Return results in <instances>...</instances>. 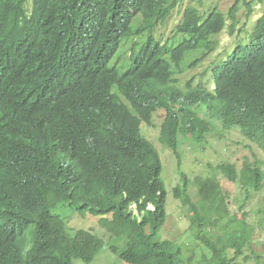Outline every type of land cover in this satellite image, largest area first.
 <instances>
[{
  "label": "trees",
  "instance_id": "obj_1",
  "mask_svg": "<svg viewBox=\"0 0 264 264\" xmlns=\"http://www.w3.org/2000/svg\"><path fill=\"white\" fill-rule=\"evenodd\" d=\"M255 1L235 0L226 15L213 6L201 16L187 6L176 46L149 37L131 48L130 65L120 70L112 59L122 40L151 34L183 0H0V264H89L103 241L90 230L69 232L54 213L65 205L97 216L121 242L110 250L126 264H244L251 255L262 264L252 234L264 224V11L247 50L239 55L237 48L212 68V90L192 80L179 88L171 69L188 51H206L193 65L213 52L211 37L227 21L232 34L239 4L249 15ZM157 110L165 111L158 140L178 166L179 136L200 142L221 135L211 132L213 119L261 152L239 167L225 159L192 180L179 172L172 194L207 251L199 261L159 235L166 221L162 165L139 128L151 126ZM215 173L237 186L238 212L231 213ZM257 193L247 221L243 207ZM216 225L224 232L212 238Z\"/></svg>",
  "mask_w": 264,
  "mask_h": 264
},
{
  "label": "rangeland",
  "instance_id": "obj_2",
  "mask_svg": "<svg viewBox=\"0 0 264 264\" xmlns=\"http://www.w3.org/2000/svg\"><path fill=\"white\" fill-rule=\"evenodd\" d=\"M183 0L171 13L170 18L162 25H158L152 37L154 40H159L163 43H167L168 46L175 45L181 36L174 35V26L181 20L182 14L187 6H193L198 8L200 14L205 16L208 11L215 6V8L226 15L227 10L233 5L235 0ZM250 1V0H247ZM264 11V0L255 1L252 5L251 13L248 15L246 7L243 2L239 4L237 12V24L236 29L231 34L228 28L230 21L226 22L225 28L212 39L217 42L216 49L213 53L209 54L203 59L202 62L197 63L194 68L189 66L190 62L195 57L201 55L204 52L203 48L195 51L187 52L180 66V72L176 71L177 86L183 88L184 84L193 79L194 84H201V86L211 89V67L220 63L226 57L233 53L238 48L239 55H242L246 50V46L250 42V37L255 27L256 20L260 14ZM147 39V35L140 37H132L122 42L118 48L114 60L119 61L118 65L126 69L129 65L128 55L129 47L133 43L141 45ZM204 114V109H199L198 113ZM197 113V110H196ZM165 117L163 110H157L152 116V125L146 126L141 123L140 131L142 136L147 139L157 150L162 170L161 178L164 182L166 198H165V212L166 221L159 231V235L164 240L172 241L178 244L182 249L183 257H191L192 261H199L204 255H207L205 248L198 242L194 241L191 236L189 228V220L187 210L184 209L180 202L174 199L172 191L173 188L179 184L180 175L179 172L184 173L188 179L192 180V177L197 175H206L209 171V167L224 162L225 159L229 163L234 164L236 167L241 165L244 157L247 158H261L260 150L255 144L246 141L238 130H232L227 132L221 130L220 122L217 119L211 120L213 125L211 126V132H221V135L210 134L203 141H197L189 139V137L179 136L178 139V153L180 155V163L172 152L167 149L158 140L160 124ZM208 119L207 121H209ZM225 147V148H224ZM211 178H215L221 188L229 195V204H231V213L238 212V205L236 203L238 195V188L235 184L228 182L221 175L213 174ZM188 193L191 197V201L197 200L196 189L192 187L191 181L188 182ZM262 193L253 194L249 201H247L243 207L242 212L248 213L247 221L252 220V211L256 209L260 202ZM240 212V211H239ZM54 213L58 214L65 222V227L69 232H74L78 229L90 230L92 233L102 238L103 248L100 249L94 256L93 260L89 264H126L119 259L118 255L113 253L109 248L111 246H117L121 248V242L118 239L110 237L105 233L98 225V217L89 214L79 215L73 207L58 206ZM263 226H254L252 234L253 250L255 255L259 257V260L264 264V236H261V232H264ZM261 228V229H260ZM224 229L220 225H216L210 229L209 236L215 237L216 234L221 235ZM231 252V250L229 251ZM245 255H249L247 252ZM254 256H249V259L244 264H256ZM239 262H243V258L239 259ZM72 264H85L79 259H74Z\"/></svg>",
  "mask_w": 264,
  "mask_h": 264
},
{
  "label": "clouds",
  "instance_id": "obj_3",
  "mask_svg": "<svg viewBox=\"0 0 264 264\" xmlns=\"http://www.w3.org/2000/svg\"><path fill=\"white\" fill-rule=\"evenodd\" d=\"M200 2H201V1L199 0L198 3H200ZM195 8H196V7H195ZM197 9H198V8H197ZM173 11H174V10H173ZM173 11H172V12H173ZM172 12H171V13H172ZM199 14H200V12H199ZM182 15H183V14H182ZM200 15L203 16L202 14H200ZM170 16H171V14H170ZM170 16H169V18H170ZM205 16H206V15H205ZM169 18H168V19H169ZM168 19H167V20H168ZM181 19H182V18H181ZM167 20H166V21H167ZM166 21H165V22H166ZM180 21H181V20H180ZM180 21L174 26V35H176V36H181V35L177 34V33H176V30H175L176 26L180 23ZM165 22H163V23H159V24L162 25V24H164ZM159 24H157V26H158ZM157 26H156V27H157ZM156 27H155V28H156ZM155 28H154V30H155ZM154 30L152 31L151 34L143 33V34H140V35H134V36L129 37V38H132V37H140V36L145 35V34L147 35V39H146L141 45H139V44H137V43H133V44L129 47V55H128V60H127L128 63H129V65H130V54H131V53H130V50H131V48L139 49V48H141L142 45H143V44L149 39V37H151V38L153 39L152 34H153ZM215 36H216V35H215ZM181 37H182V36H181ZM213 37H214V36L211 37V40H212V41H214V40L212 39ZM129 38H127V39H129ZM127 39H126V40H127ZM180 39H181V38H180ZM180 39L178 40V42L180 41ZM153 40H154V39H153ZM123 41H125V40H122V42H123ZM154 41L158 42V43L161 44V45H167V43H163V42H161V41H159V40H154ZM122 42H121V43L119 44V46L117 47V50H118V48L120 47V45L122 44ZM178 42H177V43H178ZM177 43H176L175 45L168 46V47H174V46L177 45ZM122 45H123V44H122ZM199 49H200V48H199ZM215 49H216V48H215ZM236 49H237V48H236ZM236 49H235V50H236ZM196 50H198V49H196ZM191 51H195V50H191ZM191 51H188V52H191ZM214 51H215V50H214ZM214 51H213V52H214ZM116 52H117V51H116ZM205 52H206V51H205V49H204L203 54H204ZM213 52H211V53H213ZM186 53H187V52H186ZM186 53H185V54H186ZM211 53H207V54H206V57H207L209 54H211ZM115 54H116V53H115ZM185 54H184V56H185ZM232 54H234V52L231 53V54H229V55L226 57V59H224V60L221 61L220 63H218V64L212 66V67H211V70H212L213 67H215V66H217V65H220V64H222L223 62H225V61H226V60H227ZM184 56H183V59H184ZM114 57H115V55H114ZM114 57H113V59H112V62H113V60H114ZM200 57H202V54L199 55V56H197V57H195V59L192 60V61L190 62L189 66H190L191 68H194V65H195V64L193 65V62H194L196 59H199ZM183 59L181 60V62H180V64H179V68H175V66H173V65L171 66V69L174 70V72H175V76H174L175 79H176V71H177V72H180V66H181V63H182ZM203 59H204V58H203ZM203 59H202L201 61L199 60L197 63L202 62ZM118 62H119L118 60L115 61V63H117V65H118ZM113 63H114V62H113ZM197 63H196V65H197ZM129 65H128V67H129ZM118 67L120 68V70H125V69L121 68L119 65H118ZM128 67H127V68H128ZM195 67H196V66H195ZM127 68H126V69H127ZM176 69H179V70H176ZM176 80H177V79H176ZM189 80H192V81H193L192 78L189 79ZM189 80H188V81H189ZM211 80H212V72H211ZM176 85H177V83H176ZM195 85H198V84H194V83H193V86H195ZM199 85H201V84H199ZM213 86H214V84H213V80H212V87H211V89H208V90H212V89H213ZM183 87H184V86H183ZM202 87H203V86H202ZM179 88H181V87H179ZM204 88H205V87H204ZM181 89H183V88H181ZM206 89H207V88H206ZM122 100H124V99H122ZM163 111H164V110H163ZM164 112H165V111H164ZM153 114H154V113H153ZM152 116H153V115H152ZM142 123H143V122H142ZM143 124H145V123H143ZM140 125H141V124H140ZM145 125H146V124H145ZM151 125H152V121H151ZM146 126H148V125H146ZM139 128H140V127H139ZM159 131H160V128H159ZM140 133H141V131H140ZM141 135H142V134H141ZM142 137H144V136H142ZM146 140H147V139H146ZM130 207H131L132 209H134V208H135V205H131ZM148 208H149V209H152L151 206H148ZM102 230H103V229H102ZM103 231H104V230H103ZM104 232H105V231H104ZM105 233H106V232H105ZM101 239H102V238H101ZM102 241H103V240H102ZM103 243H104V242H103ZM109 250H110V248H109Z\"/></svg>",
  "mask_w": 264,
  "mask_h": 264
}]
</instances>
